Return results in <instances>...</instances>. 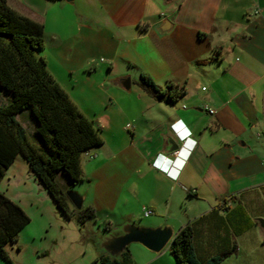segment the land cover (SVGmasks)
Returning <instances> with one entry per match:
<instances>
[{
	"label": "crops",
	"instance_id": "obj_1",
	"mask_svg": "<svg viewBox=\"0 0 264 264\" xmlns=\"http://www.w3.org/2000/svg\"><path fill=\"white\" fill-rule=\"evenodd\" d=\"M8 4L44 25L39 54L99 125L103 144L83 154L84 180L74 186L83 207L96 210L92 232L143 216L154 219L146 226L172 227L174 237L192 224L204 261L237 246L230 259L252 230L264 237V0ZM123 76L129 91L116 82ZM8 101L0 90V106ZM173 128L191 134L178 140ZM170 140L180 150L167 154ZM0 190L27 213L54 202L22 154Z\"/></svg>",
	"mask_w": 264,
	"mask_h": 264
},
{
	"label": "trees",
	"instance_id": "obj_2",
	"mask_svg": "<svg viewBox=\"0 0 264 264\" xmlns=\"http://www.w3.org/2000/svg\"><path fill=\"white\" fill-rule=\"evenodd\" d=\"M44 46V25L13 10L8 0H0V90L9 96V101L0 106V185L22 154L61 212L68 219L85 224L96 218V210H77L59 179L66 177L70 187L82 182V156L101 146L103 138L49 71L46 59L39 54ZM141 84L155 97H164L151 79L142 77ZM169 98L173 99L171 93ZM22 114H29L34 123L33 138L21 121ZM30 222L28 213L0 190V261H11L7 246L17 242ZM194 240L192 224L176 234L170 248L175 264H222L237 249L235 246L204 261L197 255ZM97 261L136 264L130 251L120 260L100 254Z\"/></svg>",
	"mask_w": 264,
	"mask_h": 264
},
{
	"label": "rangeland",
	"instance_id": "obj_3",
	"mask_svg": "<svg viewBox=\"0 0 264 264\" xmlns=\"http://www.w3.org/2000/svg\"><path fill=\"white\" fill-rule=\"evenodd\" d=\"M47 67L53 75L49 65ZM62 78L55 77L65 90H69V85ZM68 92L72 94V91ZM86 98L92 103L96 97L93 92H87ZM76 105L83 112L78 102ZM84 112L83 114L99 130V125L90 116L91 112L85 109ZM20 118L27 127L29 136L33 138L34 123L30 115L22 114ZM59 183L66 189V192L76 191L73 186L70 187L66 177L60 178ZM36 207L37 204L34 210H29L28 215L31 222L21 231L17 242L7 246L11 261H0L1 264H100L96 261L98 252L92 240L95 234L92 230L100 227L97 218L89 219L85 224H81L76 219H68L55 202L44 206L41 211L35 209ZM147 221L153 222L154 219L144 216L137 219L138 225L149 227L144 225ZM129 249L131 259L136 264L175 263V258L168 246L160 253H155L139 243H133ZM222 264H264V237L260 231L247 232L240 252L224 260Z\"/></svg>",
	"mask_w": 264,
	"mask_h": 264
},
{
	"label": "water",
	"instance_id": "obj_4",
	"mask_svg": "<svg viewBox=\"0 0 264 264\" xmlns=\"http://www.w3.org/2000/svg\"><path fill=\"white\" fill-rule=\"evenodd\" d=\"M72 2L73 0H66ZM117 84L126 91L131 88V78L123 76L116 79ZM167 154H172L180 150L175 141L170 140ZM69 200L77 210H81L84 205L83 197L74 190L66 192ZM259 223L264 230V219ZM174 239V230L170 226L145 227L132 221L115 226L111 229H104L92 236L94 246L99 254L107 255L112 259L120 260L125 252L130 251L129 247L133 243H139L149 250L160 253Z\"/></svg>",
	"mask_w": 264,
	"mask_h": 264
},
{
	"label": "built area",
	"instance_id": "obj_5",
	"mask_svg": "<svg viewBox=\"0 0 264 264\" xmlns=\"http://www.w3.org/2000/svg\"><path fill=\"white\" fill-rule=\"evenodd\" d=\"M255 13H256V14L259 13V9L256 10ZM210 112H211V113H214L213 110H210ZM127 128H128V129H132V125H128ZM152 214H153V211H152V210H146V211H145V216H150V215H152Z\"/></svg>",
	"mask_w": 264,
	"mask_h": 264
},
{
	"label": "clouds",
	"instance_id": "obj_6",
	"mask_svg": "<svg viewBox=\"0 0 264 264\" xmlns=\"http://www.w3.org/2000/svg\"><path fill=\"white\" fill-rule=\"evenodd\" d=\"M174 126V125H173ZM173 130H174V132H175V134H176V137L178 138V140H182V141H184L185 139V137L186 136H190V134H191V132L190 131H187V133H186V135L185 136H182L179 132H177L174 128H173Z\"/></svg>",
	"mask_w": 264,
	"mask_h": 264
}]
</instances>
